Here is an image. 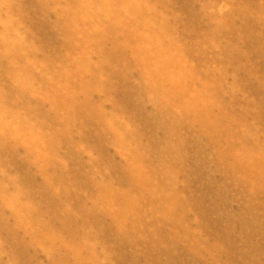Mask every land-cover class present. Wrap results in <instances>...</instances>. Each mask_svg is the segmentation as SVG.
I'll return each instance as SVG.
<instances>
[{
	"label": "rangeland",
	"instance_id": "1",
	"mask_svg": "<svg viewBox=\"0 0 264 264\" xmlns=\"http://www.w3.org/2000/svg\"><path fill=\"white\" fill-rule=\"evenodd\" d=\"M0 264H264V0H0Z\"/></svg>",
	"mask_w": 264,
	"mask_h": 264
},
{
	"label": "bare ground",
	"instance_id": "2",
	"mask_svg": "<svg viewBox=\"0 0 264 264\" xmlns=\"http://www.w3.org/2000/svg\"><path fill=\"white\" fill-rule=\"evenodd\" d=\"M125 1L127 2L128 0H125ZM122 2H123V1H122ZM114 3H115V1H114ZM130 3H131V2H129L128 4H129V5H132V4H130ZM104 4H105V3H104ZM128 4H127V5H128ZM74 5H75V4H74ZM129 5H128V6H129ZM125 6H126V5H125ZM125 6H124V7H125ZM112 7H113V6H112ZM126 7H127V6H126ZM130 8H132V7H130ZM76 11L78 12V13H77V21H80L79 18H80V16H82L81 12H82L83 10H81L79 7H76ZM83 13H84V12H83ZM85 16H86V15H85ZM89 17H90V16H89ZM91 17H92V16H91ZM95 17H96V16H95ZM96 18H97V17H96ZM85 19H86V17H85ZM74 20H75V19H74ZM80 22H81V21H80ZM96 22H97V21H96ZM75 23L77 24L78 22H75ZM76 24H75L74 26H76ZM89 24H90V23H89ZM94 24H95V23H94ZM77 25H78V28L80 29L81 26L79 25V23H78ZM72 26H73V25H72ZM74 26H73V27H74ZM91 26H92V25H91ZM94 26H95V25H94ZM96 26H97V25H96ZM96 26H95V27H96ZM92 27H93V26H92ZM139 27H140V26H139ZM74 28H75V27H74ZM76 28H77V27H76ZM99 28H100V27H99ZM81 29H82V28H81ZM81 29H80V30H81ZM96 29H97V28H96ZM85 30H86V29H85ZM85 30H84V31L82 30V31H81L82 33H80V31H79L78 29H77L76 31H79L78 33H79L80 35L82 34V36H84V35H88V31H87V30L85 31ZM91 31H92V32H97V31H95V28H94V29L92 28ZM129 33H130L131 36H133V33H132L131 31H130ZM116 34H117V33H115V36H116ZM77 35H78V34H77ZM130 35H129V36H130ZM78 36H79V35H78ZM134 36H135V30H134ZM137 36H138V35H137ZM156 36H157V35H156ZM156 36H155V39H157ZM140 37H141V36H140ZM140 37H139V38H140ZM147 37H148V36H147ZM150 37H153V36L150 35ZM150 37H149V38H150ZM157 37H158V36H157ZM72 38H77V37H74V36H73ZM72 38H70V41L73 40ZM83 38H84V37H83ZM133 38L135 39V37H133ZM139 38H138L137 40H140V39H141V38H140V39H139ZM149 38H148V39H149ZM165 38H166V37H165ZM134 39H132V40H134ZM143 39H144V37H143ZM143 39H142V40H143ZM151 39L155 40L154 38H151ZM74 40H75V39H74ZM144 40H145V39H144ZM144 40H143V42H144ZM149 40H150V39H149ZM88 41H89V40H88ZM165 41H166V40H165ZM138 42H139V41H138ZM151 42H152V41H151ZM153 42H155V41H153ZM153 42H152V43H153ZM74 43H75V42H74ZM145 43H148V42H145ZM155 43H156V42H155ZM134 44H135V43H134ZM136 44H137V43H136ZM140 44H141V43H140ZM145 45H146V44H145ZM145 45H144V46H145ZM147 45H149V43H148ZM147 45H146V46H147ZM72 46H74V45L72 44ZM137 46H138V45H137ZM168 46H169V44L167 43V46H166V47L168 48ZM75 47L77 48V45H76ZM156 47H157V46H156ZM174 47H175V46H174ZM191 47H192V46H191ZM147 48H148V47H147ZM150 48H151V47H150ZM175 48H176V47H175ZM175 48H174V49H175ZM181 48H182V47H181ZM137 49H138V47H137ZM156 49H157V48H156ZM156 49H155V50H156ZM137 51H138V50H137ZM137 51L135 52V55H136ZM145 51H146V50H145ZM150 52H151V53H149V52H148V53L151 54V55L154 53V51H150ZM184 52H185V51H184ZM155 53H156V52H155ZM158 53H159V52H158ZM139 54H140V53H139ZM156 54H157V53H156ZM175 54H178V53H175ZM172 55H173V54H172ZM129 56H130V55H129ZM136 56H138V54H137ZM140 56H141V55H140ZM140 56H139V57H140ZM159 56H160V55H159ZM150 57H151V56H150ZM174 57H175V56H174ZM154 58H155V57H154ZM161 58H162V57H161ZM171 58H172V57H171ZM176 58H178V57L176 56ZM145 59H146V57H145ZM169 59H170V58H169ZM141 60H142V59H141ZM148 60H149V59H148ZM174 60H175V59H173V61H174ZM169 61H170V60H169ZM170 63H171V62H170ZM177 63H178V62H177ZM177 65H178V64H177ZM141 66H142V67H145L146 65H145V66L141 65ZM174 66H175V65H174ZM170 67H172V66L170 65ZM183 67H184V66H183ZM183 67H182V68H183ZM175 68H176V67H175ZM175 68H174V70H175ZM179 68H180V67H179ZM179 68H178V71H180ZM182 68H180V69H182ZM80 69H81V68H80ZM183 69H184V68H183ZM171 70H172V68H171ZM176 70H177V69H176ZM64 71H65V70H64ZM158 71H159V70H158ZM59 73H60V71H59ZM148 73H149V71H148ZM155 73H156V72H155ZM181 73H182V72H181ZM157 74H158V73H157ZM154 76H155V74H154ZM148 77H150V76H148ZM180 77H181V76H180ZM183 77H184V76H182V78H183ZM65 78H66V75H65ZM154 80H157V78L155 79V77H154ZM169 80H171V79L169 78ZM175 80H177V79L175 78ZM62 81H63V80H62ZM158 81H160V80L158 79ZM178 81H179V80H178ZM53 82H54V81H53ZM160 82H161V81H160ZM164 83H165V82H164ZM178 83H179V82H178ZM180 83H182V82H180ZM64 85H65V84H64ZM72 92H73V91H72ZM58 93H59V92H58ZM61 93H63V92L61 91ZM182 93H183V92H182ZM183 94H184V93H183ZM185 94H187V93H185ZM61 95H62V94H61ZM61 95H60V96H61ZM63 95H64V94H63ZM187 95H189V94H187ZM58 97H59V96H58ZM185 97H186V96H185ZM186 98H188V96H187ZM189 98H190V97H189ZM192 98H193V97H192ZM181 99L183 100V101H182L183 103L186 102V100H184V97H182ZM193 99H195V98H193ZM191 101H192V100H191ZM53 102H54V101H53ZM186 103H188V102H186ZM53 104H54V103H53ZM60 104H61V103H60ZM60 104H59V105H60ZM191 105H193V104L191 103ZM59 109H60V108H59ZM59 114H60V113H59ZM199 114L201 115V113H199ZM199 117H201V116H199ZM202 119H203V117H202ZM204 120H205V118L203 119V121H204ZM203 121H202L201 125H203ZM205 122H206V121H205ZM203 126H205V125H203ZM206 126H207V124H206ZM208 126H209V124H208ZM25 127H26V126H25ZM210 128H211V127H210ZM210 128H209V129H210ZM217 128H218V127H217ZM206 129H208V128H206ZM211 129H212V128H211ZM35 135H36V134H35ZM16 139H17V138H16ZM126 153H127V152H126ZM240 156H241V155H240ZM133 159H134V158H133ZM247 159H248V157H247ZM247 159H246V160H247ZM246 160H245V161H246ZM245 161H244V162H245ZM244 162H243V163H244ZM246 162H248V160H247ZM246 162H245L244 164H247ZM131 169H132V168H131ZM130 171H131V170H130ZM130 173H131V172H130ZM131 174H132V176H133V173H131ZM161 174H162V173H161ZM163 177H165V174H164ZM132 180L134 181L135 179H132ZM143 181H144V179H143ZM137 182H138V181H137ZM140 182H141V181H140ZM140 182H138L137 184L141 185ZM165 182H166V180H165ZM141 183H142V182H141ZM146 183H147V182H146ZM148 184H149V183H148ZM163 184H164V183H163ZM133 185H136V184H133ZM143 185H144V184H143ZM146 185H147V184H146ZM140 187H141V186H140ZM240 187H241V186H240ZM144 188H145V186H144L142 189H144ZM147 189H148V188H147ZM140 190H141V188H140ZM140 190H137V191H140ZM145 190H146V189H145ZM145 190H144V192H145ZM148 190H149V189H148ZM150 190H152V189H150ZM152 191H153V190H152ZM101 192H103V191H101ZM104 192H105V190H104ZM146 192H148V191H146ZM146 192H145V193H146ZM153 192H154V191H153ZM105 193H106V192H105ZM107 193H109V192H107ZM107 193H106V194H107ZM109 194H110V195H109V197H110V196H111V193H109ZM138 194H139V192H138ZM153 194H155V193H153ZM153 194H152V195L150 194L151 198L154 197ZM107 195H108V194H107ZM140 195H141V194H140ZM140 195H139V196H140ZM148 195H149V193H148ZM160 195H161V194H160ZM105 196H106V195H105ZM136 196H137V195H136ZM150 196H149V198H150ZM170 196H171V195H170ZM170 196H169V197H170ZM114 197H115V196H113V199H116V198H114ZM161 197H162V195H161ZM138 198H139V197H138ZM140 198H141V197H140ZM140 198H139V200H140ZM157 198H158V197H157ZM106 199H107V198H106ZM162 199H163V198H162ZM162 199H161L160 201H162ZM110 200H112V198H111ZM118 200H119V199H118ZM123 200H124V199H123ZM123 200H121V201H123ZM143 200H144V199H143ZM149 200H150V199H149ZM153 200H154V199H153ZM156 200H157V199H156ZM158 200H159V199H158ZM169 200H172V199L168 198L167 205L169 204ZM102 201H103V200H102ZM121 201H120V202H121ZM128 201L130 202L131 200H126V203L123 202L122 205H121V206H123L124 203L126 204V205H124L123 209L121 210L122 213H123V215H124V214L126 215L128 211L132 212V211L129 209V207L132 208V204H131V203L134 202V200H132L130 203H127ZM150 201H151V200H150ZM160 201H159L158 204H160ZM143 202H144V201H143ZM171 202H172V201H171ZM164 203H165V202H164ZM136 204H137V203H136ZM145 204H146V203H145ZM153 204H154V203H153ZM158 204H156V205H158ZM134 205H135V204H134ZM134 205H133V206H134ZM150 205L153 207L152 202H151ZM167 205H166V206H167ZM154 206H155V205H154ZM152 207H151V208H152ZM165 208H166V207H165ZM152 209H153V208H152ZM156 209H157V208H156ZM133 210H134V208H133ZM149 210H150V209H149ZM154 210H155V209H154ZM157 210H159V208H158ZM161 210H163V209L161 208ZM155 211H156V210H155ZM155 211H154V212H155ZM165 211H167V208H166ZM165 211H163V214H162V211H159V212H161V213L153 214V218H156V216H160V215H162L161 218L164 219V222H169V223H170V221L172 220V218L174 219V217H171L173 214L171 213L172 215H171V216H168V215H167V212H165ZM130 212H129V213H130ZM148 212L150 213L151 210L148 211ZM139 213H140V212H139ZM144 213H145V212H144ZM144 213H143V211H142V214H143V215H144ZM151 213H152V212H151ZM151 213H150V214H151ZM132 214H133V213H132ZM129 215H130V214H129ZM136 215H137V216H138V215H139V216H143V215H141V214H138V210H137V213H134V215H132V216L134 217V216H136ZM145 215H146V214H145ZM151 215H152V214H151ZM154 215H156V216H154ZM130 216H131V215H130ZM158 218H159V217H158ZM124 219L126 220L127 218L125 217ZM162 219H161V220H162ZM125 220H124V222H126ZM129 221H130V220H129ZM172 221H173V220H172ZM172 221H171V222H172ZM127 224H128V223H127ZM125 226H126V225H125ZM121 228H122V227H121ZM123 228H124V227H123ZM127 228H128V226H127ZM128 230H129V229H128ZM121 231L123 232L124 230L122 229ZM131 231H132V230H131ZM122 232H121V233H122ZM130 234H131V233H130ZM182 234H183V233H182ZM128 236H129V235H128ZM184 237H185V236H184ZM186 237H187V236H186ZM186 239H187V238H186Z\"/></svg>",
	"mask_w": 264,
	"mask_h": 264
}]
</instances>
